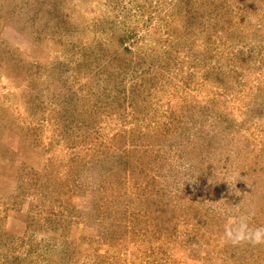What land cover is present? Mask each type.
<instances>
[{"label": "rangeland", "instance_id": "1", "mask_svg": "<svg viewBox=\"0 0 264 264\" xmlns=\"http://www.w3.org/2000/svg\"><path fill=\"white\" fill-rule=\"evenodd\" d=\"M264 0H0V264H264Z\"/></svg>", "mask_w": 264, "mask_h": 264}, {"label": "clouds", "instance_id": "2", "mask_svg": "<svg viewBox=\"0 0 264 264\" xmlns=\"http://www.w3.org/2000/svg\"><path fill=\"white\" fill-rule=\"evenodd\" d=\"M225 242L234 246L240 244L264 245V227L249 228L247 221L242 219L238 227L226 229Z\"/></svg>", "mask_w": 264, "mask_h": 264}]
</instances>
